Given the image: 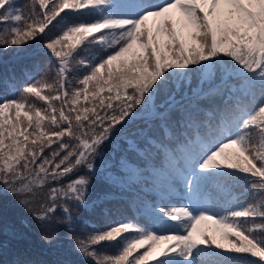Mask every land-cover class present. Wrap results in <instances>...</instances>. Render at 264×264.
Listing matches in <instances>:
<instances>
[{"label": "snow or ice", "instance_id": "1", "mask_svg": "<svg viewBox=\"0 0 264 264\" xmlns=\"http://www.w3.org/2000/svg\"><path fill=\"white\" fill-rule=\"evenodd\" d=\"M30 3L25 16L0 0V50L35 42L56 65L51 81L34 75L38 61L31 83L0 77L18 93L0 100V198L32 216L49 249L70 242L52 264H264V0ZM190 76L201 87L189 94ZM146 111L159 133L142 132L135 162H120L122 184L140 185L134 215L97 227L78 215L95 207L97 162ZM7 211L0 202V221ZM10 264L49 262L20 252Z\"/></svg>", "mask_w": 264, "mask_h": 264}, {"label": "trees", "instance_id": "2", "mask_svg": "<svg viewBox=\"0 0 264 264\" xmlns=\"http://www.w3.org/2000/svg\"><path fill=\"white\" fill-rule=\"evenodd\" d=\"M156 2H163V0H156ZM30 6V0H26L23 4L22 10L26 16L30 14ZM59 29L60 26L54 29L53 34L55 35ZM225 59L229 58L226 57ZM37 61L39 62L40 72H37L34 75H44L49 81H51L54 78L53 69L56 65V60L52 56L48 55L44 49L32 42L24 45L19 50L16 49L15 51L13 50L6 53H0V77H7L14 73L17 77L18 87L22 84L31 83V80L25 78V73L26 70L31 69ZM197 87H200V85H195L190 89H195ZM45 94H47V92H45ZM16 95H18V93L14 94L0 85V100L5 98L12 99L15 98ZM163 98L164 96L162 95V98H159L158 101ZM37 103L42 104V102L39 101H37ZM201 104L202 106L207 107L208 101L202 99ZM135 123L136 120L132 124ZM144 125L145 124H143V126ZM129 127L121 134L120 137L113 141V144L109 148H113L116 143L121 142L124 134L130 130ZM156 128L159 130V124ZM152 135L155 136L157 134L154 131ZM130 160L135 162L136 158H132ZM123 174L126 175V171H122L120 173V182H110L108 179H95L90 196V200L93 199L92 201L95 202V207L91 211L81 210L78 215L83 219L91 221L94 225L100 228L105 227L106 222L111 220L132 218L134 215V208L130 206L129 201L136 194L140 185L134 184L132 187L124 186L122 181H126L127 176L122 178ZM71 178L72 177H69L68 179ZM107 182H109L108 186H106ZM45 189L47 190V188ZM241 191L242 189H236L234 194L239 196V200L243 204H255L258 202V199L253 198L250 194L241 196ZM3 204L5 206L7 205V203ZM213 207L216 211L221 210L220 206L215 202ZM109 210L112 211L111 216L107 215ZM73 214L77 215L75 208H73ZM141 222L145 223L143 220H141ZM77 232H79V229H77ZM21 233L23 234L22 238H13L10 234H0V239L2 240L0 243V264H10V262L16 258L17 253L20 252L29 254L32 258L48 261L49 264H52V262L61 259L63 252H65L70 246V242L68 240L62 239L59 242V247L49 249L44 245L39 237L41 236V231L36 230L37 235L31 234L29 231L26 233L23 231ZM61 235H65L63 229H61ZM100 251L102 253L113 254L115 252V248L102 245L100 246ZM76 259H80V257H76ZM250 259L255 260L258 258L250 257ZM87 264H92V262L88 261Z\"/></svg>", "mask_w": 264, "mask_h": 264}, {"label": "rangeland", "instance_id": "3", "mask_svg": "<svg viewBox=\"0 0 264 264\" xmlns=\"http://www.w3.org/2000/svg\"><path fill=\"white\" fill-rule=\"evenodd\" d=\"M25 1L26 0H16V4L22 8ZM24 15L26 16V14ZM59 31L60 29L57 32ZM13 50L15 51L16 49L10 48L7 51L0 50V53H6ZM195 85H200L199 78L195 76H190L188 83L185 85L184 92L190 94V88ZM200 87H197L195 89L198 90ZM203 87H207V85H203ZM159 98H162V95L157 97V104L162 103L164 99L163 98L158 101ZM143 124L145 125L143 126ZM158 124H160V121L154 118L151 111L141 113V115L137 117L136 123L132 124L129 127L130 130L124 134L121 142L116 143L113 148H109L106 152L104 160L97 162V168L99 169V171L97 172L95 179H108L110 182H120V173L122 171H125L121 168V160L123 158H127L128 161L133 162L130 159L136 158L135 152L128 150L129 145H132L133 147L140 145L142 147L143 140L140 134L143 132L152 135L154 131L156 132V134H158L159 130L156 128ZM126 176L127 174H123L122 178H125ZM108 183L109 182H107L106 186L109 185ZM44 193L45 194L43 196H37L35 198L34 210L38 211L40 202L46 200V189H44ZM92 200L93 199H91L90 201ZM0 202L5 204L7 203L5 207L8 209L3 220L0 221V234H10V236H12V231L15 230L18 233H21L23 231H25L26 233L27 231H29L31 234L37 235L36 230L41 231L38 223L32 218V216L28 215L22 208L17 206L10 197L0 198ZM22 221L23 224L21 223ZM1 242L2 240L0 239V243Z\"/></svg>", "mask_w": 264, "mask_h": 264}]
</instances>
